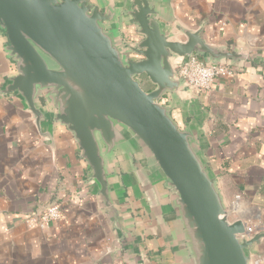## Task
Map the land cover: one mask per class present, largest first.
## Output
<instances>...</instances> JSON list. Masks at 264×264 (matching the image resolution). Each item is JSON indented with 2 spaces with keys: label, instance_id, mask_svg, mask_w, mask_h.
<instances>
[{
  "label": "water",
  "instance_id": "water-1",
  "mask_svg": "<svg viewBox=\"0 0 264 264\" xmlns=\"http://www.w3.org/2000/svg\"><path fill=\"white\" fill-rule=\"evenodd\" d=\"M157 1L129 0L118 8L90 0H0V36L15 68L0 96L20 98L38 129L50 122L72 134L116 239L122 242L125 231L114 196V156L120 155L169 236L150 175L160 172L173 211L172 244L183 264H252L250 250L264 232L250 233L241 219L231 218L199 136L180 128L158 103L166 93L181 102L190 90L175 75V57L229 65L249 57L208 43L201 28L167 30L160 19L171 20ZM120 15L134 24L137 40L111 29Z\"/></svg>",
  "mask_w": 264,
  "mask_h": 264
},
{
  "label": "crops",
  "instance_id": "crops-1",
  "mask_svg": "<svg viewBox=\"0 0 264 264\" xmlns=\"http://www.w3.org/2000/svg\"><path fill=\"white\" fill-rule=\"evenodd\" d=\"M90 1L129 6V0ZM157 5L171 20L160 19L167 30L201 28L208 43L249 57L231 65L232 77H217L207 89L183 91L181 102L170 93L161 97L176 124L199 136L225 201L240 195L246 210L241 220L264 232V0H158ZM111 29L128 42L138 39L124 15ZM4 43L0 36V86L15 71ZM114 163L122 242L87 180L72 134L50 122L38 129L20 98L0 96V264H183L172 244L173 211L160 172L150 175L169 236L158 227L128 163L120 155ZM53 202L60 204L57 220L44 230L26 225L29 215ZM250 251L253 264H264V239Z\"/></svg>",
  "mask_w": 264,
  "mask_h": 264
},
{
  "label": "built area",
  "instance_id": "built-area-1",
  "mask_svg": "<svg viewBox=\"0 0 264 264\" xmlns=\"http://www.w3.org/2000/svg\"><path fill=\"white\" fill-rule=\"evenodd\" d=\"M175 75L184 80L190 89H207L217 77H232L235 70L226 62L207 63L196 55L180 57L174 63ZM163 104V98L158 99ZM240 197V196H239ZM229 207V206H228ZM60 217V204L53 202L38 213H33L25 219L28 227L46 229L52 221ZM250 233L258 232L250 228ZM253 264V263H252Z\"/></svg>",
  "mask_w": 264,
  "mask_h": 264
},
{
  "label": "rangeland",
  "instance_id": "rangeland-1",
  "mask_svg": "<svg viewBox=\"0 0 264 264\" xmlns=\"http://www.w3.org/2000/svg\"><path fill=\"white\" fill-rule=\"evenodd\" d=\"M239 196L240 195H235L231 198V201H230V198L229 200L227 201V205H230V207H228L229 209V215L231 216V218H239V219H242V217H240L241 213H244L246 210L242 207L241 205V200L239 199ZM241 198V197H240ZM242 199V198H241ZM231 202V203H230ZM246 213V212H245Z\"/></svg>",
  "mask_w": 264,
  "mask_h": 264
}]
</instances>
